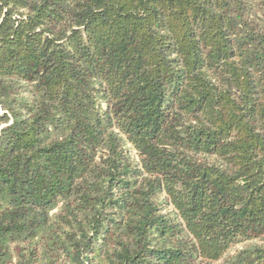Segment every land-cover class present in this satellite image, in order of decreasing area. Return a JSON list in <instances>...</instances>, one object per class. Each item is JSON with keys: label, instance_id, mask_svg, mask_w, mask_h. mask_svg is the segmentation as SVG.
<instances>
[{"label": "trees", "instance_id": "1", "mask_svg": "<svg viewBox=\"0 0 264 264\" xmlns=\"http://www.w3.org/2000/svg\"><path fill=\"white\" fill-rule=\"evenodd\" d=\"M0 264H264V0H0Z\"/></svg>", "mask_w": 264, "mask_h": 264}, {"label": "rangeland", "instance_id": "2", "mask_svg": "<svg viewBox=\"0 0 264 264\" xmlns=\"http://www.w3.org/2000/svg\"><path fill=\"white\" fill-rule=\"evenodd\" d=\"M242 246H237L236 248H234L233 250L230 251L229 255H232L234 253V251L239 250Z\"/></svg>", "mask_w": 264, "mask_h": 264}]
</instances>
